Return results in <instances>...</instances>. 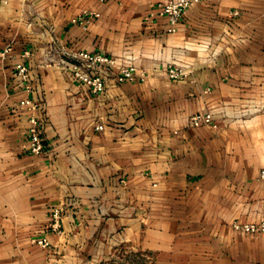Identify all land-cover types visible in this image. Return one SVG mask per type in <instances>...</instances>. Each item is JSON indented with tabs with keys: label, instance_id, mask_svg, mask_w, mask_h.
<instances>
[{
	"label": "crops",
	"instance_id": "1",
	"mask_svg": "<svg viewBox=\"0 0 264 264\" xmlns=\"http://www.w3.org/2000/svg\"><path fill=\"white\" fill-rule=\"evenodd\" d=\"M162 1L0 0V264H264V233L232 227L264 216V0H199L176 32L149 16ZM55 38L148 75L96 95L42 64ZM27 97L46 102L41 154ZM213 107L218 128L188 122Z\"/></svg>",
	"mask_w": 264,
	"mask_h": 264
},
{
	"label": "built area",
	"instance_id": "2",
	"mask_svg": "<svg viewBox=\"0 0 264 264\" xmlns=\"http://www.w3.org/2000/svg\"><path fill=\"white\" fill-rule=\"evenodd\" d=\"M199 0H164L158 4V7L149 12V16H166L169 20L168 32H176L179 24L182 22L186 10L197 3ZM239 11L234 10L233 15H238ZM100 12L92 10H84L72 18V22L87 29L91 21L98 17ZM12 50L11 45L0 52L3 56ZM28 56L29 52H25ZM130 60V59H129ZM42 64L58 65L70 77L86 85L92 93L99 95L105 93L107 85L110 81L115 80L118 83L133 80H144L148 72L136 65L130 60L122 64L118 70H115L117 58L115 56L105 54L99 51H89L86 49H75L72 46L55 38L49 42L47 52ZM18 75L26 82L25 89L30 91L32 86L30 83V68L26 63L19 62L16 65ZM165 73L174 79H184L189 76L188 69L169 63L165 69ZM22 105L28 106L32 113L28 119L27 143L31 153L41 154L46 150L45 125L48 122L46 113V102L44 100L34 101L27 97L21 100ZM218 114L213 109L201 110L189 115L188 122L194 126L208 125L212 128H218ZM102 129L103 125L96 126ZM264 175V172H263ZM123 182L126 179L122 178ZM62 207H57L51 214V222L48 230L51 232H59L62 225ZM232 227L245 233H264V216L257 221L241 222L234 220ZM37 243L44 246L49 245L46 236L37 238Z\"/></svg>",
	"mask_w": 264,
	"mask_h": 264
},
{
	"label": "rangeland",
	"instance_id": "3",
	"mask_svg": "<svg viewBox=\"0 0 264 264\" xmlns=\"http://www.w3.org/2000/svg\"><path fill=\"white\" fill-rule=\"evenodd\" d=\"M213 110H214V111H217V109H215V107H213ZM232 113H233V112H232Z\"/></svg>",
	"mask_w": 264,
	"mask_h": 264
}]
</instances>
